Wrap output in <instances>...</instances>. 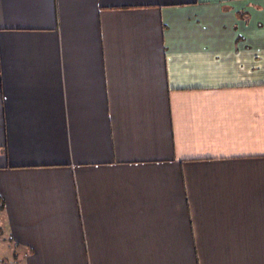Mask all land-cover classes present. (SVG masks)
<instances>
[{
	"label": "crops",
	"instance_id": "crops-1",
	"mask_svg": "<svg viewBox=\"0 0 264 264\" xmlns=\"http://www.w3.org/2000/svg\"><path fill=\"white\" fill-rule=\"evenodd\" d=\"M0 217L25 264H264V0H0Z\"/></svg>",
	"mask_w": 264,
	"mask_h": 264
},
{
	"label": "rangeland",
	"instance_id": "rangeland-1",
	"mask_svg": "<svg viewBox=\"0 0 264 264\" xmlns=\"http://www.w3.org/2000/svg\"><path fill=\"white\" fill-rule=\"evenodd\" d=\"M2 221L0 217V264H25L26 257L9 243Z\"/></svg>",
	"mask_w": 264,
	"mask_h": 264
}]
</instances>
